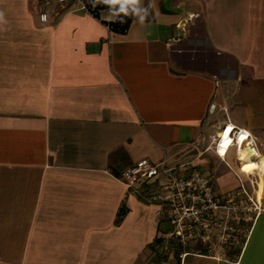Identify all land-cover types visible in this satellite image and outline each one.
<instances>
[{"label": "crops", "instance_id": "0c3cea01", "mask_svg": "<svg viewBox=\"0 0 264 264\" xmlns=\"http://www.w3.org/2000/svg\"><path fill=\"white\" fill-rule=\"evenodd\" d=\"M88 3L0 0V264H264V175L210 140L237 129L264 162V0H138L124 32ZM141 160L261 211L169 251L149 183L117 178Z\"/></svg>", "mask_w": 264, "mask_h": 264}, {"label": "built area", "instance_id": "2783aa9c", "mask_svg": "<svg viewBox=\"0 0 264 264\" xmlns=\"http://www.w3.org/2000/svg\"><path fill=\"white\" fill-rule=\"evenodd\" d=\"M55 1L65 3L70 0ZM76 1L83 9H86V0ZM51 2L52 0H44L45 5H50ZM39 18L43 23L47 21L45 13H41ZM232 130L231 145L234 142L236 147L237 136L241 131L234 128ZM218 145L216 153L224 158L225 155L222 156L218 153ZM245 146L255 151L253 145L248 141ZM236 149L238 150V146ZM117 178L129 187L149 183L151 189L147 199L149 202L159 205L158 217L165 218L169 225L168 231L162 235V241L166 246L168 245L169 251H174L177 247H185L191 242L206 243L208 238L205 232L216 224L215 217L218 211L234 212V218L237 220H240V212H253L258 215L261 211L257 205L252 203L250 197L248 198V202L251 203L249 206L235 203L233 196L222 202L219 201L212 191L210 179L196 169L187 175H182L172 168H167L163 162L155 165L147 160H141L122 171ZM222 229L226 234L233 232L230 225L225 223L222 224ZM223 240V244H227L230 240L231 245H239L238 237L226 236Z\"/></svg>", "mask_w": 264, "mask_h": 264}, {"label": "bare ground", "instance_id": "6f19581e", "mask_svg": "<svg viewBox=\"0 0 264 264\" xmlns=\"http://www.w3.org/2000/svg\"><path fill=\"white\" fill-rule=\"evenodd\" d=\"M230 127H227L225 128L221 133H219L218 135V153L219 155H225V153L227 152V150L229 149V147L231 146L232 144V139H231V131L230 133H228V136H227V139L228 140H231V143H226V140H225V136H224V133H225V130L228 129ZM233 129V128H231ZM242 138V142H238V140H240ZM248 141V135L244 134V133H241L237 136V144H236V148L238 146V150L243 147L242 149V153L240 155V157L238 158V162L240 163V167L244 170L245 173H251L253 170H256V168L254 167V165L256 164V162L254 161H250L251 159H256L258 162H262L259 157L257 156V154H255V151L252 150V152L249 154L248 153V146H245V143ZM221 145H224V147H221ZM246 168H251L250 170L246 169ZM262 175H264V162L262 163V166L261 168L258 169ZM259 172V173H260ZM264 179V178H263Z\"/></svg>", "mask_w": 264, "mask_h": 264}, {"label": "trees", "instance_id": "16d2710c", "mask_svg": "<svg viewBox=\"0 0 264 264\" xmlns=\"http://www.w3.org/2000/svg\"><path fill=\"white\" fill-rule=\"evenodd\" d=\"M88 5L93 9V14L96 15V11L100 10H113L114 12H120L122 15L121 17L118 18L116 21V24L110 25L112 29H119L120 31H125L133 17L134 9H135V4L133 3H124L123 5L121 3H117L115 5H109L105 4L103 2H97V0H89ZM125 8V11H121V7Z\"/></svg>", "mask_w": 264, "mask_h": 264}, {"label": "rangeland", "instance_id": "374dc122", "mask_svg": "<svg viewBox=\"0 0 264 264\" xmlns=\"http://www.w3.org/2000/svg\"><path fill=\"white\" fill-rule=\"evenodd\" d=\"M220 131H221V130H220ZM220 131H219V132H220ZM210 136H211V137H210L211 144H212L214 147H216V146L218 145V134H216V135H215V134H212V135H210ZM231 146H234V142H233V145H231ZM200 151H201L200 153H201V155H202V157H203V156L205 155V149H204V146H201V147H200ZM239 164H240V163H239ZM235 168H236V167H235ZM255 168H256V169H259V168H261V166H259V167H256V166H255ZM238 170L241 171L240 167L238 168ZM242 173H243V172H242ZM244 174L249 175L250 173H249V174H248V173H244ZM262 183H263V182H262ZM262 185H263V184H262ZM235 203H236V201H235ZM257 206H260V205H257ZM224 212H225V211H224ZM225 214L228 215L227 212H225ZM228 233H229V234H226V232L222 229L221 234H220V237H219L221 243L224 242V240H223L224 237H225V238H226V236H227V237H231V236H230V235H231V234H230L231 232H228ZM222 247H223V245H222ZM229 248H231V247H230L229 244H228V245H226V247H223V250L225 251V250H227V249H229ZM175 249H177V248H175ZM187 250H188V248H187Z\"/></svg>", "mask_w": 264, "mask_h": 264}, {"label": "clouds", "instance_id": "9594fccd", "mask_svg": "<svg viewBox=\"0 0 264 264\" xmlns=\"http://www.w3.org/2000/svg\"><path fill=\"white\" fill-rule=\"evenodd\" d=\"M97 2H103L105 4H109V5H115L117 3H121L122 5L124 3H138V0H97ZM122 12L125 11V8L122 6L120 9Z\"/></svg>", "mask_w": 264, "mask_h": 264}, {"label": "snow or ice", "instance_id": "6c2138e0", "mask_svg": "<svg viewBox=\"0 0 264 264\" xmlns=\"http://www.w3.org/2000/svg\"><path fill=\"white\" fill-rule=\"evenodd\" d=\"M231 131H232V129L228 128L225 130V133H224L226 143H229V144L231 143V140H228L227 136H228V133H230ZM238 142H242V138L240 140H238ZM221 147H224V145H221Z\"/></svg>", "mask_w": 264, "mask_h": 264}, {"label": "water", "instance_id": "95a60500", "mask_svg": "<svg viewBox=\"0 0 264 264\" xmlns=\"http://www.w3.org/2000/svg\"><path fill=\"white\" fill-rule=\"evenodd\" d=\"M248 150V153L250 154L252 152V150L250 148L247 149Z\"/></svg>", "mask_w": 264, "mask_h": 264}]
</instances>
